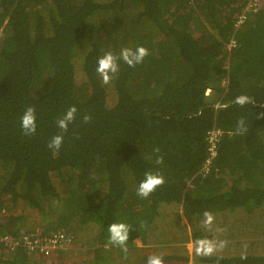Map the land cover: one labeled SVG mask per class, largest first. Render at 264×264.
<instances>
[{
	"label": "trees",
	"instance_id": "16d2710c",
	"mask_svg": "<svg viewBox=\"0 0 264 264\" xmlns=\"http://www.w3.org/2000/svg\"><path fill=\"white\" fill-rule=\"evenodd\" d=\"M164 3L163 13L160 0H0V232L38 227L75 238L51 257L0 247V264H65L84 246V264H147L152 255L163 264H264V6L227 52L230 19L187 10L189 0ZM138 45L149 50L143 62L119 61L103 84L98 57ZM240 94L252 102L237 105ZM28 105L36 108L32 136L20 128ZM72 105L61 148L49 149ZM213 124L222 130L217 170L201 177ZM149 169L165 183L144 199L135 193ZM117 221L130 225L127 254L108 241ZM200 239L226 244L204 256L195 251Z\"/></svg>",
	"mask_w": 264,
	"mask_h": 264
},
{
	"label": "clouds",
	"instance_id": "9594fccd",
	"mask_svg": "<svg viewBox=\"0 0 264 264\" xmlns=\"http://www.w3.org/2000/svg\"><path fill=\"white\" fill-rule=\"evenodd\" d=\"M191 2H193V0ZM242 4H243V0H242ZM242 4H241V7H242ZM253 15L255 14L250 15L249 18H251ZM230 20H231L230 22H232L233 18H231ZM237 30H233L232 28L231 36L232 35L234 36ZM148 55H149V50L142 45H138L135 48H131V47L121 48L118 54L112 52L111 50H108L98 57L96 72L100 76L103 84H109L115 78L116 74L119 72V67H120L119 61H123L129 67L134 68L137 64L142 63L144 58ZM225 84H226L225 81H223L221 83V86L225 87ZM208 90L210 89L205 90L206 94L210 92ZM234 102L237 105H240L241 107H243L246 104H250L252 101H251V98L247 94H240L234 98ZM218 105H220V102ZM76 114H77V108L75 105H72V106H69L65 110L63 115L60 116L56 120V126L60 129V132L53 135L52 138L49 140L48 145H47L49 149H54L56 151H59V149L61 148L63 144V140H64L63 134L67 132L69 125L76 119ZM82 120L83 122L87 123L91 120V116L85 114L82 117ZM20 128H21L22 134L25 136H32L36 133L37 122H36L35 106L28 105L24 108L20 116ZM237 131L240 133L247 131V127L245 126V121L243 118H240L237 120ZM153 153L156 154L154 163L157 165L163 164V156L159 154L160 153L159 147H154ZM164 183H165V177L159 170L149 169L144 172L143 179L139 181L136 187V194L139 197L146 199L153 192H155L158 187L164 185ZM193 186H194V181H192V178H190L185 185V190H188L192 188ZM203 216H204V226L206 228H209L213 223V215L210 212L205 211L203 213ZM129 226H130L129 224H126L124 222H119V221L113 222L108 226L109 243L115 246H119L122 252H124L125 254H127L128 252L127 241H128V236H129ZM225 244H226L225 241H220L219 243H217L216 241H213L210 239H200L195 242V251L199 255L211 256L215 251L218 250V248L222 249L225 246ZM0 247L7 254L14 253V251L7 252L4 249V247L1 246V244H0ZM241 259H245V257L242 256ZM147 264H163L162 257L158 255H152L148 258Z\"/></svg>",
	"mask_w": 264,
	"mask_h": 264
},
{
	"label": "built area",
	"instance_id": "2783aa9c",
	"mask_svg": "<svg viewBox=\"0 0 264 264\" xmlns=\"http://www.w3.org/2000/svg\"><path fill=\"white\" fill-rule=\"evenodd\" d=\"M263 6V0H243L240 11L233 17V30L240 29L249 16L257 13ZM235 45L236 40L232 35L225 43L224 48L229 52ZM219 102H216L215 108ZM221 134L222 131L214 124L206 132V152L199 168L201 177L208 176L216 170L214 160L217 156ZM74 241V236L69 231L62 229L44 233L38 227H34L19 235L0 232V244L7 252H15L17 249L23 248L28 252L38 253L44 257H51L60 250L71 249L74 246Z\"/></svg>",
	"mask_w": 264,
	"mask_h": 264
},
{
	"label": "rangeland",
	"instance_id": "374dc122",
	"mask_svg": "<svg viewBox=\"0 0 264 264\" xmlns=\"http://www.w3.org/2000/svg\"><path fill=\"white\" fill-rule=\"evenodd\" d=\"M204 2H206L207 6L212 5V8L205 6L204 3L199 6L200 1L199 0H193V2L190 3V5H188L187 10H195V11L199 12V14L201 13V10H204L205 13H209V18H208L209 20H214V19L227 20V19L233 18L236 15V13H238L241 9V1H239V0H211L212 4L210 3V0H204ZM263 2H264V0H263ZM164 4L166 5V3H164V0H160V5L163 8V13H164ZM235 4H240V9H239V7H236L234 9L233 6ZM37 7L38 6L30 8V11H32L33 9H37ZM165 15L168 16V12H166ZM76 65L78 66L77 62H76ZM131 199H133V198L131 197ZM131 199L130 200L128 199V203H127L128 208L129 209L134 208V210H136V204H135L136 202L133 203L131 201ZM135 241L138 244H140L139 238H136ZM79 247L80 246H77L76 248H79ZM187 247L189 248L188 249L189 255H191V244L189 243L187 245ZM72 248H74V247H72ZM86 251H87V246H84L83 248H81V251L77 255H75L76 256L75 258L69 259L65 264H84L85 259L88 255L86 253ZM146 253L149 254L148 251ZM174 262H176V261H172V262L171 261H164V264H174ZM184 264H191V261H187Z\"/></svg>",
	"mask_w": 264,
	"mask_h": 264
},
{
	"label": "crops",
	"instance_id": "0c3cea01",
	"mask_svg": "<svg viewBox=\"0 0 264 264\" xmlns=\"http://www.w3.org/2000/svg\"><path fill=\"white\" fill-rule=\"evenodd\" d=\"M239 1H241V4H242V0H239ZM236 7H239V9H240V4H235L234 6H233V8L235 9ZM238 9V10H239ZM237 14V13H236ZM219 60V59H218ZM220 61V60H219ZM226 63L227 62H225V66H226ZM208 91H210V90H208ZM215 125V124H214ZM217 170V169H216ZM232 171V170H231ZM237 175H238V173L234 176L235 178L237 177ZM9 254V253H8ZM50 259V258H49Z\"/></svg>",
	"mask_w": 264,
	"mask_h": 264
}]
</instances>
